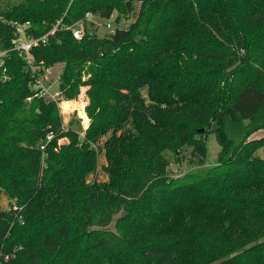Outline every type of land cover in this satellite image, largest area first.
Wrapping results in <instances>:
<instances>
[{"label":"trees","instance_id":"1","mask_svg":"<svg viewBox=\"0 0 264 264\" xmlns=\"http://www.w3.org/2000/svg\"><path fill=\"white\" fill-rule=\"evenodd\" d=\"M86 13L134 20L75 40L65 27ZM13 23L27 37L59 23L31 54L41 75L63 64L66 100L88 87L82 140L33 97ZM0 49V198L21 208L0 214V255L20 248L2 264H264V138L249 139L264 128V0H23L0 12ZM225 117L255 127L233 144ZM213 123L216 166L171 177L162 153L204 161ZM104 137L107 180L88 184Z\"/></svg>","mask_w":264,"mask_h":264},{"label":"rangeland","instance_id":"2","mask_svg":"<svg viewBox=\"0 0 264 264\" xmlns=\"http://www.w3.org/2000/svg\"><path fill=\"white\" fill-rule=\"evenodd\" d=\"M23 0H0V12L11 7L16 6L22 3ZM138 9V5H135V10ZM116 16L119 17L120 22L115 23L114 20H111L110 23L112 28H127L131 22H133L134 18L131 14L129 18H126L124 15H120L116 13ZM101 24V21L99 22ZM97 34L99 36H103L107 33L106 30L101 27H97ZM42 75L40 77V83L48 88H55L56 81L59 80L61 73L63 72V64H56L52 67L42 68ZM87 76L83 78V80H87ZM88 87H83L80 90V94L72 99L66 100L63 97V100L58 104H55L58 107L60 119H61V131L63 133L75 130L78 132L79 139L82 140L84 137V131L89 127V119L85 113V107L88 103L86 91ZM261 115V114H260ZM261 116H258V119ZM257 119V120H258ZM253 122L251 120H241L237 122H231L227 117L223 119L221 124V128L223 133L229 138L233 144H238L243 138L246 137L248 130L253 126ZM260 126H264V119L261 121H255ZM253 126L252 128H254ZM218 128L216 123L211 125V130L206 132L203 136L206 144V158L204 161H200L192 152V149L189 147L183 148L177 153H172L171 151H164L162 156L168 162V174L171 177L177 178L179 176H183L186 174H201L203 171H206L208 168L216 166L218 163V156L221 151V147L218 142L217 133L215 132ZM251 128V129H252ZM249 139H260L264 138V128H261L255 132L249 133ZM107 137H104L100 140L98 144L94 146L95 150L98 153L97 159V169L94 173L90 174L86 178V182L88 184L93 181L96 182H105L107 180L106 175L104 174L102 167L104 165V157L101 153V146L105 142ZM68 143L66 138H62L58 141V145H65ZM255 157L264 159V145L256 150L254 153ZM9 201L6 199L4 195H1L0 198V207L2 209H6ZM112 228V225L110 226Z\"/></svg>","mask_w":264,"mask_h":264},{"label":"built area","instance_id":"3","mask_svg":"<svg viewBox=\"0 0 264 264\" xmlns=\"http://www.w3.org/2000/svg\"><path fill=\"white\" fill-rule=\"evenodd\" d=\"M116 14L111 15L109 18H102L99 15H94L91 13H86L85 17L72 24L71 26L65 27V30L70 31L72 34V37L75 40H81L85 35L89 34L91 36V30L89 31L88 29H98L97 27H101L102 29L107 31V34H112L114 33L115 29L112 28V25L110 23L111 20H114L116 22ZM101 21V24L99 22ZM59 23L48 33L40 36V37H27L26 36V29L30 26L29 23H25L23 25H18L16 23H13V26L15 28L14 32V39L11 41V46L12 50L16 51L19 55V57L24 61L26 70L29 72L30 76L33 78V82L30 84V88L32 90L33 97L42 99L46 103H54L58 104L60 101L63 100V94L59 89V81H56L55 83V88L53 89H48L44 87L40 83V77L41 74L39 73V68H37L34 65V60L31 54V51L34 47H37L39 45H45L48 42V37L49 35H52L55 31L56 28L58 27ZM8 50H3L0 49V68L3 67L5 57L7 56ZM5 72V70H3ZM32 97L28 98L27 100L30 101ZM52 138V135L49 134L46 140V144L50 142ZM45 144V145H46ZM41 150H44V146L41 147ZM46 159V156L43 154L42 155V162ZM20 211L21 208L19 209L17 206H10L7 205L6 209H2L0 207V214L2 212H9V211ZM18 222L22 224V218L18 217ZM20 250V248H15L12 249V251L0 255V264L2 263H7L11 259L14 258L16 253Z\"/></svg>","mask_w":264,"mask_h":264},{"label":"water","instance_id":"4","mask_svg":"<svg viewBox=\"0 0 264 264\" xmlns=\"http://www.w3.org/2000/svg\"><path fill=\"white\" fill-rule=\"evenodd\" d=\"M126 7H127L128 11H130V3H129V2L126 3ZM203 132H204L203 129H200V130L198 131V133H200V134H202Z\"/></svg>","mask_w":264,"mask_h":264}]
</instances>
